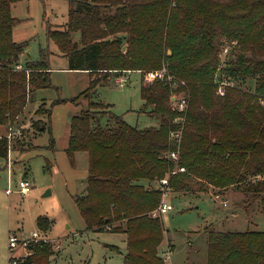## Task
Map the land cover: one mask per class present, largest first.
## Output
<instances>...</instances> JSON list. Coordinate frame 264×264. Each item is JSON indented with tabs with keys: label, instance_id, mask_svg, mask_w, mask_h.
Wrapping results in <instances>:
<instances>
[{
	"label": "trees",
	"instance_id": "trees-1",
	"mask_svg": "<svg viewBox=\"0 0 264 264\" xmlns=\"http://www.w3.org/2000/svg\"><path fill=\"white\" fill-rule=\"evenodd\" d=\"M18 1L0 0V124L8 128L37 89L53 86L48 46L39 48L36 59L19 62L28 41L13 39V28L22 20L11 14ZM67 1L66 29L46 25V33L67 57L69 69L102 73L82 94L110 75L163 65L186 80L183 91L190 98L179 153L187 170L171 177V186L190 189L186 178L194 176L217 187L233 185L264 204V0ZM75 32L79 42L71 40ZM223 38L234 57L220 71L233 83L219 95L215 73ZM247 79L252 80L249 89ZM140 93L142 112L156 117L158 125L140 128L106 103H90L72 117L66 151L88 154L86 191L74 197L87 229L124 233V264H166L159 249L165 224L153 214L162 192L152 182L173 167L168 153L177 144L170 131L181 126L174 120L183 113L171 105L165 81L142 77ZM37 111L47 119L36 127L51 132V109ZM9 141L0 137L4 158ZM50 223L46 216L37 220L46 232ZM207 242V264H264V230H208ZM52 253L51 244L40 243L28 261L50 264Z\"/></svg>",
	"mask_w": 264,
	"mask_h": 264
},
{
	"label": "rangeland",
	"instance_id": "rangeland-1",
	"mask_svg": "<svg viewBox=\"0 0 264 264\" xmlns=\"http://www.w3.org/2000/svg\"><path fill=\"white\" fill-rule=\"evenodd\" d=\"M68 9L67 0H21L12 4L11 14L22 19L13 28V39L28 41L19 62L24 64L27 58L36 59L39 48L48 46L53 86L34 92L33 100L11 127L18 130L19 135L9 138L8 157L0 156V264L8 261L10 233L26 238L36 230L60 244L58 249H53L50 264H124L126 235L87 229L74 197L86 191L88 154L77 151L70 156L66 148L72 117L90 103H106L114 113L123 115L126 121L140 128L157 124L156 117L142 112L144 101L140 84L142 77L148 81L145 78L148 71L127 70L110 75L88 94H82L90 80L98 79L102 73L95 72L91 76L86 70L69 69L67 57L46 33V25L51 30L66 29ZM71 40L79 42L80 33H72ZM228 42L222 39L215 77L225 74L220 70L223 71L227 61L234 57L229 47L227 52L224 50ZM161 68L169 71L165 65ZM121 76L126 82L119 85L115 79ZM251 83L252 80L247 79L243 85L249 89ZM169 87L174 106L173 97H182L185 88ZM216 93L221 95L218 89ZM189 95L185 93L184 96L189 100ZM77 96L76 101L70 100ZM58 98L68 100L53 103ZM45 106L52 111L51 132L39 131L36 127L46 122L47 115L37 111ZM106 121L105 116L102 122ZM11 128L0 124V137H8ZM51 137L54 138L53 146ZM20 179H27L31 184L26 194L17 190ZM186 180L192 191L172 186L168 200L173 208L163 215L156 210L153 212L161 216L165 224V237L159 249L166 264H207L208 230H264V204L259 199L233 185L217 187L194 176ZM8 188H11L9 193L6 192ZM47 190L50 193L45 195ZM40 216L48 217L51 222L47 232L38 227ZM112 245L118 250H113Z\"/></svg>",
	"mask_w": 264,
	"mask_h": 264
},
{
	"label": "built area",
	"instance_id": "built-area-1",
	"mask_svg": "<svg viewBox=\"0 0 264 264\" xmlns=\"http://www.w3.org/2000/svg\"><path fill=\"white\" fill-rule=\"evenodd\" d=\"M224 50L225 52H227L228 48L226 47ZM138 71L140 72L141 70ZM145 78L149 82L154 80L165 81L173 88L181 89L187 87L185 80L179 79L177 76L170 73L165 68L150 70L145 75ZM216 78L218 80L217 81L218 92L221 95H223L225 93L226 87L232 85L233 82L230 79V77L226 76L225 74H221V75L219 74L218 76H216ZM115 80L119 85H122L123 83L126 82V78L123 76L117 77ZM184 95L179 98H177V96L173 97L174 107L180 113H183V115L186 113L189 105L188 97ZM262 102L264 103V98ZM184 120H185V116H177L174 120L176 123H180L181 126L177 130L170 131V138H172L174 142L177 144V149L172 150L168 153L169 160L173 163V167L167 172V174H165V176L160 178L157 183V187L161 189L162 195H161L160 203L156 208V211L161 215L167 213L169 210L173 208L172 203L168 200V192L172 188L171 177H173L177 173L185 172L187 170L184 165L180 164V153H179ZM18 135H19L18 130H13V128H11L8 138H12ZM16 187L21 194H26L30 191L31 184L27 179H20L18 184H16ZM10 191L11 189H7V192ZM55 241L56 240L49 238L47 234L43 233L41 230L33 231L31 235L26 238H20L15 233H10L8 237L7 264H30L28 259L34 253V246L40 243L51 244L52 249L55 250L58 249V247L60 246V244L55 243ZM53 243H55V245Z\"/></svg>",
	"mask_w": 264,
	"mask_h": 264
},
{
	"label": "crops",
	"instance_id": "crops-1",
	"mask_svg": "<svg viewBox=\"0 0 264 264\" xmlns=\"http://www.w3.org/2000/svg\"><path fill=\"white\" fill-rule=\"evenodd\" d=\"M134 71H137V70H134ZM132 72V71H131ZM158 124V123H157ZM157 124H155V125H151V126H156ZM156 186H157V184H156ZM8 189H11V188H8ZM6 192H7V190H6ZM9 193V192H8ZM220 231H222V230H220ZM94 232H96V231H94ZM121 234H124V233H121ZM125 235V234H124ZM125 241H126V239H125ZM171 247V246H170ZM172 249V248H171ZM170 249V250H171ZM125 254V253H124Z\"/></svg>",
	"mask_w": 264,
	"mask_h": 264
},
{
	"label": "water",
	"instance_id": "water-1",
	"mask_svg": "<svg viewBox=\"0 0 264 264\" xmlns=\"http://www.w3.org/2000/svg\"><path fill=\"white\" fill-rule=\"evenodd\" d=\"M123 49H126V46H123ZM48 193H50V190H47V191L45 192V195L48 194Z\"/></svg>",
	"mask_w": 264,
	"mask_h": 264
}]
</instances>
